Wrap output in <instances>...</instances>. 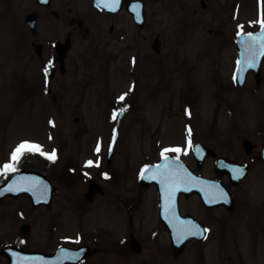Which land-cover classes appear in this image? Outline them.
<instances>
[{"label":"flooded vegetation","instance_id":"flooded-vegetation-1","mask_svg":"<svg viewBox=\"0 0 264 264\" xmlns=\"http://www.w3.org/2000/svg\"><path fill=\"white\" fill-rule=\"evenodd\" d=\"M14 1L19 3V0ZM142 1L144 2L145 20L138 26L126 10L124 0L121 1L122 8L116 13H106L97 8L91 0H85L88 8L79 17L72 15L73 12L79 15L82 11L77 0H66L64 4L61 3V0H48V5H42L40 0H29V10L27 14L22 16V27L18 26V15L17 18L13 17L14 23L12 24L11 39H9L12 43V70L13 72L16 70L18 78L15 82L20 88V93L17 94V102L18 104H22L21 102L24 100L32 102L33 98L40 101V98L45 96L50 99L52 104H55L56 108L66 106L69 102L65 97L67 91L82 92L84 89L79 84L69 85L66 82L69 73L67 59L72 47L70 34L65 33L63 39L60 37L52 40L51 38H54L58 33L61 35L62 26L65 22L70 28L76 26L79 33L85 38L91 35L93 30L98 32L95 28V22L98 15H102L106 18L105 20L111 21L108 28L110 40L120 41L123 32H120L116 18L121 12H124L129 17L128 24L133 28V31L129 29V34L126 33V30L124 31L125 51L135 52V58L129 62L127 67L124 65L123 74L124 72L134 73L132 67L136 66L137 60L139 64L142 62L146 55L143 52L149 45L150 50L154 52L153 57L156 58L157 67L165 69L169 77L171 74H181L188 79L187 88L190 87L193 92L199 87L203 89L213 87L217 104L214 106L212 115L208 113L206 116L204 114L203 117L201 107L190 105L187 116V119L189 118L188 130L191 129L188 134L193 145H201L204 147V152L205 149L208 150L207 153L197 152L195 147H192L187 152L170 151L166 155L174 158L178 156L179 160L184 162L191 172L204 178L219 181L226 187L231 199L225 204L205 203L195 192H180L177 188L173 197L175 214L199 227L193 230L191 234H187L194 238L188 240L182 249L176 250L173 248L170 236L171 234L178 235V233L174 227V217L166 211L167 193L160 197L155 184L145 185L140 181L142 167L145 164L155 163L162 157L143 162L138 166L136 172H133V176L131 175V166L125 165L124 167L129 166L130 170L122 178L120 171L110 169L112 159L107 164L106 156L105 169L99 163L98 166L94 167L100 166L101 169L94 176H91L101 186L103 192L93 196L90 203H93L99 195L103 196L106 192L101 181L108 179L114 182L118 180V184H114V187L109 190L111 193L107 199L111 221L106 225L95 224L94 228L91 229L94 232L87 234L79 232L78 239L81 237L83 239L79 240L78 245H73V243H68V245L66 243V245L78 247L92 244L91 253L83 261L87 262L92 258L91 264H226L227 261H233L232 264H264V186L255 183L251 190V182L248 181L250 174L257 165L264 167V160L259 157L264 148V133L261 132L258 136L251 133L236 135L241 151L234 156L218 151L216 146L207 142V140L218 136L223 110L232 105L225 96L227 92L236 91L237 97L245 88L264 93V55H259L256 58L255 66L249 65L243 79L237 76V69L239 68L237 61L242 58V39L237 33L240 32L242 35L260 30L259 19L262 6H264L262 0H171L176 10L184 11L192 18L197 13L212 11L220 16L221 23L212 22L214 26H208L207 35L201 36L199 26L203 23L200 20L194 24L184 19L175 20L172 22L174 25L171 32L174 34L172 38L163 37L164 31L161 28L162 24L159 23L155 37L152 40L149 38V41L145 34L147 27L146 8L148 5L146 0ZM43 12H47V16L52 19H49L48 23H43L44 27L40 29V19ZM30 14H35V21L26 20ZM87 19H89V24L84 27ZM213 20H215L214 17H212ZM250 21L252 23H249ZM51 24L53 26H50ZM238 25H242V29L238 28ZM202 30H204V24L201 27ZM95 34L94 32L90 55L93 93L94 40L96 47H99L97 45L99 41L96 40ZM66 40L69 41V47L64 53L65 48L60 47L58 50L57 45ZM142 55L144 56L142 57ZM103 56L104 54H100L96 59ZM105 56L107 58L104 61L110 63L112 60H116L118 53L111 52ZM165 56L168 57L166 62H164ZM258 61H260L259 65ZM74 67L75 70L78 69L76 62H74ZM45 69L48 71L45 72ZM158 72L160 73L159 70ZM56 85L59 87L60 97L55 90ZM25 105L26 103H24ZM79 105L80 101L75 104L76 107ZM131 107L135 108L128 104L124 110L131 109ZM114 109L112 107L111 110ZM261 112L264 116V107ZM107 120H112L110 112L107 114ZM262 123L260 122L259 125ZM142 124L145 125L146 122L142 121ZM244 140L249 142L246 143ZM224 141H228V139L224 140L223 138L222 145L225 150L230 151L231 144ZM187 147L188 145L181 148ZM80 155L82 154H74L73 156ZM23 157L26 159H22ZM126 157H129L128 150H125ZM220 158L248 166L246 175L239 183L230 182L229 176L222 173L225 172L224 169H215L216 161ZM9 159L11 160V156ZM64 159H66L65 155L61 157L59 155L51 160L40 152H26L15 162V172L38 171L55 183V180L46 174L45 168L49 167L51 161L56 162L54 167L59 173L58 164L60 165L59 162L62 163ZM91 159L95 162L94 158ZM72 160L74 161V158ZM85 161L87 160L82 162L83 167L90 166ZM126 162L124 161V163ZM75 163L77 164L76 160ZM69 170L73 174L78 172L73 167H70ZM11 173L9 172L7 175L0 173L2 175L0 184ZM104 173H108V175L105 176ZM91 177H87L86 188ZM59 178L60 181L66 183V177L64 179ZM82 179L85 180L86 177L84 176ZM119 181L121 185H119ZM12 199L14 197H4L0 199V203ZM40 207L45 211L51 210V207ZM80 217L82 220V213H80ZM80 217L75 218L80 220ZM72 218L71 215L68 219ZM8 244L20 247L18 239ZM3 247L0 248V264H7V257L2 254ZM20 248L35 250L23 246ZM50 251L52 250L47 252Z\"/></svg>","mask_w":264,"mask_h":264},{"label":"rangeland","instance_id":"rangeland-1","mask_svg":"<svg viewBox=\"0 0 264 264\" xmlns=\"http://www.w3.org/2000/svg\"><path fill=\"white\" fill-rule=\"evenodd\" d=\"M28 1L19 0V3H16L14 0H0V158H2L0 166L9 162L12 151L22 140L42 145V151L52 152L55 149L56 157L65 155L66 159L62 163L59 162L60 165L58 164L60 176L57 168L54 167L56 162L51 161L49 167L45 168L46 174L55 180L58 188L50 211H45L41 207L31 208L29 201L21 196L0 203V248L12 243L15 239L19 242L21 237L19 225L28 223L30 231L22 236V246L49 251L63 242L78 245L83 239V237L78 239L79 232L87 234L93 231L91 229L95 224L106 225L111 221L107 199L111 193L109 190L114 187V184H118V180L101 181L106 192L103 196H98L93 203L85 201L83 193L86 191L87 177L94 176L101 169L100 166L96 167L97 169L94 166L101 163L105 169V158L115 123L113 117L111 121L107 120L108 112L111 115L113 113L112 107L124 109L128 104L135 107L126 110L122 117L119 128L120 138L111 162L110 169L120 171V176L123 178L128 174L129 166L133 176V172L135 173L143 162L160 157L162 149H171L176 145L186 147L189 138L187 126L189 118L184 116L185 107L186 109L190 105L201 107L204 117V114L212 115L217 99L213 87L208 89L199 87L193 92L190 87L187 88L188 79L181 74H171L169 77L165 69L161 66V68L157 67L156 58L153 57L154 52L150 50L149 45L143 52L146 55L145 57L142 55V62L139 64L137 60L136 66L132 67L134 73L124 72L123 74L124 65L127 67L129 62L133 61L135 52L125 51L124 31L128 33L129 29L133 31V28L127 22L129 17L121 12L116 18L120 32H123L120 41L110 40L108 28L111 21L105 20L106 18L102 15H98L97 20L95 19V28L98 32L93 30L92 34L85 38L76 26L70 28L66 22L62 26L61 35L58 33L51 38L52 40L60 37L63 39L65 33L70 34L72 47L67 59L69 73L66 82L69 85L79 84L85 91H67L65 97L72 102H68L64 107L56 108L55 104H52L43 94L40 101L33 98L32 102L24 100L22 104H18L17 94L20 93V88L16 83L18 78L16 70L14 72L12 70V43L9 39H11L14 23L13 17L17 18L18 15V26L22 27V16L29 10ZM65 1L61 0V3L64 4ZM77 1L82 11L79 15L74 12L72 15L79 17L88 7L85 0ZM146 1L148 6L145 34L148 41L149 38L152 40L155 37L159 23L162 24L164 38L174 37L171 32L174 26L172 22L175 20L184 19L191 24L200 20L204 24L202 31L203 24L199 26L201 36L207 35L208 26H214L212 22L221 23L220 16L212 11L197 13L192 18L186 12L176 10L171 0ZM212 17L215 20L212 21ZM49 19L52 18L47 16V12H43L39 28L44 27L43 23H48ZM87 20L84 27L89 24V19ZM94 32L96 40L99 41L97 42L99 47H96L94 40L93 93L90 55ZM111 52H117L118 56L116 60L107 63L104 61L107 58L105 55ZM100 54L104 56L96 59ZM166 58L168 57L165 56L164 62ZM74 62L78 64L77 70H75ZM55 90L60 97L57 85ZM121 94L126 95L123 100H118ZM225 96L232 105L223 110L218 136L207 142L216 146L218 151L234 156L241 151L236 135L251 133L258 136L259 133H264V116L261 112L264 107V93L245 88L239 97L236 91L227 92ZM78 101L80 105L76 107L75 104ZM24 103H26L25 106ZM142 121L146 124L143 125ZM260 122L263 123L259 125ZM223 138L228 139L224 141L225 143L231 144V152L223 148ZM97 143L100 144L99 152L96 151ZM125 150H128L129 157L125 158ZM170 151L172 150L168 152ZM80 153L82 155L73 156ZM73 158L77 161L78 172L70 175L66 167ZM91 158L98 160L99 163L83 167L82 162ZM124 161L127 162L124 163ZM125 165L129 166L124 167ZM83 174L86 177L85 180L82 179ZM59 177L63 179L66 177L67 183L60 181ZM248 181L251 182V190L255 183L264 186V167L257 165ZM119 185H121L120 181ZM80 213L83 214L82 220ZM71 215L73 218L68 219ZM75 217H80V220ZM91 259L83 264H91L93 260ZM232 263L233 261L226 262V264Z\"/></svg>","mask_w":264,"mask_h":264},{"label":"snow or ice","instance_id":"snow-or-ice-1","mask_svg":"<svg viewBox=\"0 0 264 264\" xmlns=\"http://www.w3.org/2000/svg\"><path fill=\"white\" fill-rule=\"evenodd\" d=\"M101 3L104 4L105 7L115 8L119 4V0H100ZM262 5H264V0H262ZM249 23H252L251 21ZM260 30L258 32H247L243 34V39L241 40V56L242 59L237 61L239 66H255L256 58L259 55H264V6H262L260 19ZM238 28L242 29V25H238ZM237 35H241L240 32ZM51 64V61H49ZM48 69H45L47 72ZM126 94H121L117 99L123 100ZM123 109H114L112 113L113 119L117 118L118 113L122 112ZM52 123V121H50ZM115 131V130H114ZM189 133L191 129L188 130ZM187 148H181L180 146H174L173 148H165L161 150V157L163 158V163L159 165H148L145 164L141 169V175L145 174V170L154 169V175L149 174V178L159 179L161 184L165 186V192L167 193V204L166 211L170 212L174 217V227L177 229V233L179 237H183L187 234H191L193 230L197 229L199 226L195 223H189L179 216L175 214V209L173 207V197L177 188L184 187L185 185H191L193 187H199L201 185H207L208 182L204 181L200 177L193 176L188 170L184 167V165L180 162L179 157L177 156L175 159L166 155L169 150L175 151L177 153L184 151L187 152L190 148L195 147L196 151H200L199 145H193L191 137L189 136L187 141ZM96 151H100V144L97 143ZM26 152H40L42 155L48 157L49 159H55V149L52 152L42 151V145L29 141L22 140L12 151L11 160L9 162H5L2 166H0V173L7 175L9 172H15V162L19 160L20 156ZM87 165H92L93 163H99V161H93L91 159L85 161ZM234 175H240L241 169L238 166H232ZM105 176L108 173H104ZM23 184L30 187L33 191H39L41 196H43L44 187L43 185L36 180V178H26L23 176H18L13 180V185ZM11 190H18L14 186H10ZM205 192H211L212 196L217 197L219 199H226V193L224 189L221 188L218 184L211 185L209 187H205L203 189ZM67 252V250H64Z\"/></svg>","mask_w":264,"mask_h":264},{"label":"water","instance_id":"water-1","mask_svg":"<svg viewBox=\"0 0 264 264\" xmlns=\"http://www.w3.org/2000/svg\"><path fill=\"white\" fill-rule=\"evenodd\" d=\"M40 2L46 5L48 4V0H40ZM93 2L97 6L103 8L105 11H108L110 13H116L119 10V5H117L115 8H108L105 7L104 4L100 2V0H93ZM126 2L127 4H129V0H126ZM141 6L142 4L140 3L139 7L127 8L129 12L134 16L137 22H140L142 20ZM35 17H36L35 14H31L26 17V20L31 19L32 21H35L34 20ZM63 46L68 47V40ZM116 141L117 139L115 136L114 140L112 141V145L110 147L109 157L112 155ZM163 162L164 161L162 159L160 162L154 165H159L162 164ZM219 163H222V161H220ZM152 171H154V169L145 170V174L141 175V179L142 180L146 179V175ZM231 171H229L230 174H232ZM37 174L38 173L36 172H28V171H22L19 174H14L2 186H0V198L5 196H17L19 194H26L30 198L33 206H37L40 203H44L45 205L49 206L55 188L52 186L51 183L48 182V180H46V178L42 174H38V175ZM18 176H23L26 178H36V180L40 182L44 187L43 196H41V193L39 191H33L27 185H23V184L13 185V180ZM235 177L239 178L240 176L235 175ZM153 181H156L158 185V189L160 190V192H162L165 186L161 184L159 179L158 180L153 179ZM211 185L213 184L211 183ZM10 186H14L18 190L13 191L11 190ZM96 189H99V187L96 186L94 181H90L88 186V192L86 194L87 200H91ZM203 189H204L203 186L193 187L191 185H185L184 187L179 188L180 191L197 192L200 195V197L203 199V201H211V203L224 202V200L212 196V194H209V192H205ZM28 229L29 227L27 225L21 226L22 233H26ZM189 237L190 236L178 237L179 240L178 245L183 244L187 239H189ZM64 250H67V252H65ZM3 253L8 257L9 260L8 264H78L81 260H83L87 256L88 247H80L76 249L59 247L55 252L51 254H46L42 252H26L14 246H7L3 249Z\"/></svg>","mask_w":264,"mask_h":264}]
</instances>
